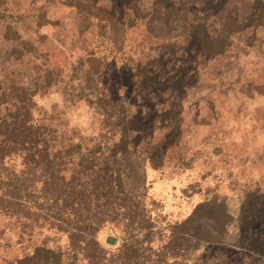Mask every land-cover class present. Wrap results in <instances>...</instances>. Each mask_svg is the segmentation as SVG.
<instances>
[{"label":"rangeland","instance_id":"rangeland-1","mask_svg":"<svg viewBox=\"0 0 264 264\" xmlns=\"http://www.w3.org/2000/svg\"><path fill=\"white\" fill-rule=\"evenodd\" d=\"M259 21L258 0H0V264H264Z\"/></svg>","mask_w":264,"mask_h":264},{"label":"crops","instance_id":"crops-1","mask_svg":"<svg viewBox=\"0 0 264 264\" xmlns=\"http://www.w3.org/2000/svg\"><path fill=\"white\" fill-rule=\"evenodd\" d=\"M251 4V1H250ZM258 7L260 11V21L257 25L250 28L245 35L248 36V40L244 41V64L243 68L258 70L253 76L254 83V96L251 98L252 108L256 110L264 109V0H258ZM250 11H252L250 5Z\"/></svg>","mask_w":264,"mask_h":264},{"label":"water","instance_id":"water-1","mask_svg":"<svg viewBox=\"0 0 264 264\" xmlns=\"http://www.w3.org/2000/svg\"><path fill=\"white\" fill-rule=\"evenodd\" d=\"M106 243H108V244H113L114 241H113V239H111V238H107V239H106Z\"/></svg>","mask_w":264,"mask_h":264}]
</instances>
